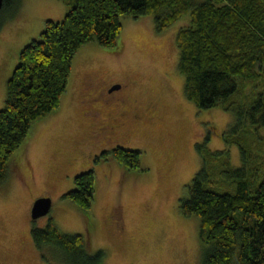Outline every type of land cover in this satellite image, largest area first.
<instances>
[{"label": "rangeland", "instance_id": "1", "mask_svg": "<svg viewBox=\"0 0 264 264\" xmlns=\"http://www.w3.org/2000/svg\"><path fill=\"white\" fill-rule=\"evenodd\" d=\"M68 8L62 0H19L2 8L0 108L19 50L39 35L47 18L62 19ZM190 20L187 9L159 30L153 13L122 14L115 46L90 40L77 49L58 106L32 121L26 151L0 180V264H69L61 248L46 244L40 249L31 238L30 226H43L51 216L60 231L88 236L92 251L103 248L101 264L201 263L198 216L182 212L179 202L189 194L188 183L207 153L214 152L224 168L242 164L240 142L235 141L242 128L232 129L236 116L224 101L198 107L185 95L176 32ZM89 74L132 81L114 89L132 92L130 106L141 116L129 121L128 140L94 136L93 115L80 100ZM245 91L250 95L253 85ZM241 93L235 89L232 100ZM115 145L138 147L140 165L127 167L112 153H102ZM261 154L257 151L249 162L255 166ZM86 168L94 169L95 193L92 206L83 209L63 192L75 186L74 176ZM258 168V177L263 176L260 159ZM40 195L51 197V208L33 219L31 204Z\"/></svg>", "mask_w": 264, "mask_h": 264}, {"label": "trees", "instance_id": "2", "mask_svg": "<svg viewBox=\"0 0 264 264\" xmlns=\"http://www.w3.org/2000/svg\"><path fill=\"white\" fill-rule=\"evenodd\" d=\"M62 1L69 5L63 18L45 20L39 35L19 50L17 64L7 79V97L0 108V180L26 151L25 137L32 121L58 106L73 56L81 45L95 40L115 46L122 14L153 13L157 28L162 30L189 9L191 23L176 32L185 95L198 107L224 101L225 108L234 111L232 129L242 128L235 141L240 142L243 162L237 166L228 162L224 168L215 161L214 152L207 153L179 208L198 216L203 252L200 264H264V175L258 177L255 172L259 159L264 169V134L260 129L264 127V0ZM14 2L19 0H4L1 8ZM249 83L253 85L250 95L245 91ZM258 83L263 89H256ZM235 89L242 95L232 100ZM250 124L257 125L259 131H253ZM257 151L262 158L256 159L254 166L249 160ZM14 152L18 154L11 158ZM109 152L127 167L140 165L138 147L115 145L102 153ZM74 181L75 186L63 192L64 196L83 209L90 208L94 169H83ZM215 184L224 191L212 186ZM30 227L38 248L58 246L69 264H101L106 259L103 248L92 251L88 236L60 231L52 216L45 225Z\"/></svg>", "mask_w": 264, "mask_h": 264}, {"label": "flooded vegetation", "instance_id": "3", "mask_svg": "<svg viewBox=\"0 0 264 264\" xmlns=\"http://www.w3.org/2000/svg\"><path fill=\"white\" fill-rule=\"evenodd\" d=\"M125 77H121L122 81L116 78L106 81L101 74H89L85 79L84 96L82 95L80 100L82 104L90 108L88 110L93 115L91 116L93 133L94 136L100 137V141L128 140L127 138L131 136L129 121L141 117L140 113L130 106V103L135 100L132 92L114 91L126 84L127 80L132 82ZM92 91L98 93L91 94Z\"/></svg>", "mask_w": 264, "mask_h": 264}, {"label": "water", "instance_id": "4", "mask_svg": "<svg viewBox=\"0 0 264 264\" xmlns=\"http://www.w3.org/2000/svg\"><path fill=\"white\" fill-rule=\"evenodd\" d=\"M4 0H0V12ZM30 214L33 219L40 217L42 214H46L51 208V197L48 195H40L35 198L31 204Z\"/></svg>", "mask_w": 264, "mask_h": 264}]
</instances>
